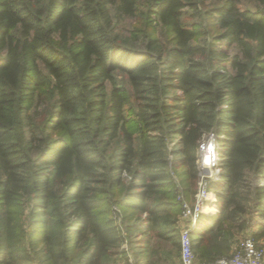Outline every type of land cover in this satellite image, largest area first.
<instances>
[{
    "label": "trees",
    "instance_id": "1",
    "mask_svg": "<svg viewBox=\"0 0 264 264\" xmlns=\"http://www.w3.org/2000/svg\"><path fill=\"white\" fill-rule=\"evenodd\" d=\"M251 1L0 0V264H110L115 208L139 219L125 231L143 234L144 264H165L161 242L181 262L179 198L197 191L209 132L220 203L191 234L199 262L223 256L255 202L264 215V0Z\"/></svg>",
    "mask_w": 264,
    "mask_h": 264
},
{
    "label": "rangeland",
    "instance_id": "2",
    "mask_svg": "<svg viewBox=\"0 0 264 264\" xmlns=\"http://www.w3.org/2000/svg\"><path fill=\"white\" fill-rule=\"evenodd\" d=\"M221 1L223 0H209V2L212 4L221 3ZM257 5V3L251 0H241L242 8L256 9L258 7ZM131 23L132 20L130 19H121L120 29H122L123 32L128 34L129 29L131 27ZM213 32L214 31H212V33ZM225 43V41H222L218 45L225 49L227 46ZM236 51V48H230L227 52L231 55ZM119 79L121 85H123L126 89L130 90L128 80L122 76H120ZM173 147L175 146L172 145V148ZM220 148L221 147L219 144L218 135L212 132L206 133L200 144V157L198 161L200 173L197 191L194 196L184 197V200L189 204L191 208H195L198 203V200H201V202L203 201V209L210 207V214H202L200 220L202 218L207 219L216 216L219 213L220 202L217 198V192L215 191V187L216 184L221 181L220 172L222 171V155L220 153ZM175 157H177L176 154L170 155L171 159H175ZM173 176L177 181L179 189L184 187V184L181 183L184 182L186 179L185 170L183 168H179L173 172ZM250 181L254 184H261L262 186V180L258 181V179L255 178L252 173H250ZM198 195H200L199 198ZM257 204L258 203L255 202V204L251 206L249 214L242 218V220L247 221V227L245 230L238 231L235 228H229L226 233V240L218 241V243H220L219 248H221L220 251H222L223 256H230L235 252L236 249L240 247L241 243L245 239L252 237L255 238L256 234L262 231V226L264 225V215L259 211V207ZM133 215L134 214L129 210H121L115 208L114 216L117 218L118 223L122 224L123 220H125V224L123 226L124 243L122 244L118 252H116L110 264H144L145 259L148 257V254L144 251V249L142 250L141 245H136V243L142 239L143 234L127 233L125 231V227L132 223H136L139 220ZM180 220L181 214L179 216V221ZM179 231L181 235V230L179 229ZM259 240H263L262 243H260L264 246V238H261ZM175 241H178L177 238L175 239ZM156 244L157 243H155V245ZM157 245L161 246L166 252L170 253L168 254V258H166L165 260V264H181L180 259L178 258L179 250L173 242H161ZM196 258L198 261H200L197 256Z\"/></svg>",
    "mask_w": 264,
    "mask_h": 264
},
{
    "label": "built area",
    "instance_id": "3",
    "mask_svg": "<svg viewBox=\"0 0 264 264\" xmlns=\"http://www.w3.org/2000/svg\"><path fill=\"white\" fill-rule=\"evenodd\" d=\"M200 195H198V198ZM181 220H188L189 226L181 232V264H264V246L255 238L245 239L230 256H222L214 261L200 263L193 250L192 232L196 228L203 212L201 200L191 208L183 197Z\"/></svg>",
    "mask_w": 264,
    "mask_h": 264
},
{
    "label": "crops",
    "instance_id": "4",
    "mask_svg": "<svg viewBox=\"0 0 264 264\" xmlns=\"http://www.w3.org/2000/svg\"><path fill=\"white\" fill-rule=\"evenodd\" d=\"M189 221L188 220H180L179 221V223H178V228L181 230V232H182V230H184L186 227H188L189 226ZM261 243H262V241L263 240H259Z\"/></svg>",
    "mask_w": 264,
    "mask_h": 264
},
{
    "label": "bare ground",
    "instance_id": "5",
    "mask_svg": "<svg viewBox=\"0 0 264 264\" xmlns=\"http://www.w3.org/2000/svg\"><path fill=\"white\" fill-rule=\"evenodd\" d=\"M209 208H210V207H209ZM209 208H204L203 211H204L205 214H210L211 209H209Z\"/></svg>",
    "mask_w": 264,
    "mask_h": 264
}]
</instances>
